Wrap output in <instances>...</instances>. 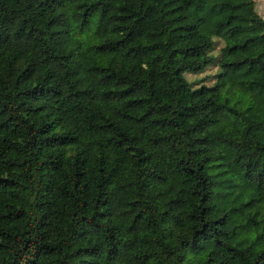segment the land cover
<instances>
[{"label":"trees","instance_id":"1","mask_svg":"<svg viewBox=\"0 0 264 264\" xmlns=\"http://www.w3.org/2000/svg\"><path fill=\"white\" fill-rule=\"evenodd\" d=\"M0 264H264L253 0H0Z\"/></svg>","mask_w":264,"mask_h":264},{"label":"rangeland","instance_id":"2","mask_svg":"<svg viewBox=\"0 0 264 264\" xmlns=\"http://www.w3.org/2000/svg\"><path fill=\"white\" fill-rule=\"evenodd\" d=\"M259 1L256 0L255 4H254V9L256 11L260 12L259 9ZM262 17V16H261ZM264 18V15H263ZM219 45V44H218ZM217 45V46H218ZM217 48L215 47L212 51L211 54L212 55H216L217 54ZM198 56L197 55H189V54H175L172 58H171V63L173 66H176L178 64L181 63H196L198 61ZM217 72V67L213 64L208 65L201 73H184V76L186 78V80L193 86L196 87L199 84H203V85H210L213 82V76L214 74ZM191 95H183V96H178L177 100L179 102H185L186 100L190 99Z\"/></svg>","mask_w":264,"mask_h":264},{"label":"crops","instance_id":"3","mask_svg":"<svg viewBox=\"0 0 264 264\" xmlns=\"http://www.w3.org/2000/svg\"><path fill=\"white\" fill-rule=\"evenodd\" d=\"M259 1V9H260V12L259 11H256L260 16L263 17L264 15V0H258ZM256 0H253V3L255 4Z\"/></svg>","mask_w":264,"mask_h":264}]
</instances>
